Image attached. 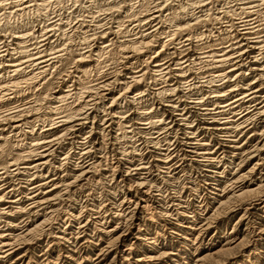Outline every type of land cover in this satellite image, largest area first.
Returning <instances> with one entry per match:
<instances>
[{"label":"rangeland","instance_id":"obj_1","mask_svg":"<svg viewBox=\"0 0 264 264\" xmlns=\"http://www.w3.org/2000/svg\"><path fill=\"white\" fill-rule=\"evenodd\" d=\"M54 1H56L57 3ZM33 6L34 7L37 6V7L34 8ZM252 8L254 9V11H252L253 10ZM227 13L229 15H227ZM152 15H154V18L156 20L153 18ZM155 15L161 17H155ZM236 18H238V20ZM200 20H201V24H200ZM248 21L251 25H253L251 26L253 30L251 29L252 31H250L251 32L250 35H247V37L249 36L248 39H251L253 41H258V38L259 41L260 39L261 41L264 40V0H61V1L60 0H49V1L48 0L46 1L45 0H0V56H1L0 57V62H1L0 63L1 64L0 65V70H1L0 71V75H1L0 101L2 102V103L0 102V104H3V106L0 105V112L3 113V114L0 113L1 114L0 117H5L7 116V114L8 116H14L22 120V124L24 125L23 128H19L20 130L12 128L13 129L12 131V129H8L3 132L5 137L4 136H3L4 138L0 137L1 139L0 140V188H2L0 189L1 190L0 195L6 196L7 202L9 200L18 201L24 198V200L17 202L19 203L20 206L18 204L16 206V203L12 205V207H14L12 211L14 212L16 210L14 212L15 213L14 216L12 217L5 216L4 218H2L3 216H0V223H1L0 225L3 226L6 223V225L13 224V226H17L18 228L12 230V233H15L17 235H24V233H26L27 231L32 230L35 224H37L35 222L40 223L43 222L45 219L49 220L48 226H51V228L47 226L46 227L47 229L45 228V230H43L41 233H38L35 236L30 237L29 239L30 245L26 250H24V252L21 253L23 255L26 254L27 256L24 264L27 263L46 264L47 262L52 264L53 263L55 264L56 262H58V264H137L135 262L136 260L135 258L133 257L126 258L124 257V254L123 253L120 254V252L119 253L117 252L116 254L111 253L109 255L104 256L102 250L104 249L106 244L102 240L103 236H99V237L97 236L96 239L94 237V239L96 240L95 244L98 245L97 248H95L94 246L91 247L90 244V242L93 241V239L91 240L92 238L91 235L93 234V232L94 233L96 232L95 227H99L102 225L103 228H106L107 230L108 229L112 230V228L116 229L120 225H122L123 221H120L118 218H116V214H115L116 210L126 211L131 213L134 210L133 208H135V205L132 202L130 203L129 198L136 195V193L133 194V190L131 191V189L135 188V186L137 185V179L136 177H132V176L128 177L126 173L127 171H129L128 167L132 163H133L132 165H136L139 168L140 167L148 168L147 171H142L140 174H144L143 177L148 178L147 179L148 185L145 187V189H143V191L147 192L149 194V198H151L150 199L151 209H149V212H144L141 215L139 213L137 217L134 218V220L132 221L133 230L131 231V236H129L130 238L127 240L128 242L126 246L130 247L131 245H134L135 249L138 248L141 250L142 252L141 255L149 254V249L147 247H142V246L139 248L138 246L140 245L136 243L135 240H133V236H132L133 234L135 235L139 231L138 229L140 230L145 229V232L150 235L148 236L149 238H159L160 245L156 247L159 253H162L164 251L168 253L174 252L173 254L177 253L176 254L177 256L174 258L175 260L173 262H169L166 259H162L155 264H188L192 260V256L195 249H199L207 246L209 248L213 245L218 244L220 241L221 242L224 241L225 239L224 235L227 233H231L233 229H236L241 236L242 235L244 236L246 232L247 233L249 232L252 225L257 226L259 225V223L262 222V219L264 218V212L261 211L259 212L257 210L256 211L253 210L251 212L252 214V216H250L251 219L241 221L242 217L244 216V210L240 209L239 212L234 213L230 216H225V217L223 216V218L219 220V223L216 224L212 230H210L208 233H203L204 234L203 235L198 233L194 234L193 232L191 233L189 231L188 227L193 224L191 222L185 224L184 221H182L181 223H179V226H177L175 224V221L169 222V220H165L162 217V214L165 211L169 210L170 211L169 214L173 212V209H171V204L172 205L176 204V202L174 201L176 200L181 201L182 199H183L182 200L183 206L185 205L184 206L185 209H182L180 212H191V207H189V204L192 203V205L193 204L195 205L197 203L196 206H198V210H200L201 214H203L202 211H204L209 204L208 200L210 201L211 198H213V196L216 198V194L218 193L217 190L223 191V189L225 190L227 188L229 183L226 181H228L227 179H229V176L231 178L232 173H234L235 169L237 168V166L236 167L230 166L227 161H223L221 164H217L216 165L217 167L211 165L212 167L210 166L209 169L208 164L206 165L203 162L199 164L197 161L200 160L198 159L193 160L195 158L193 154H191L189 157L188 156L189 154H187V150L190 149L187 147L186 149L184 146H182L183 140L185 139L182 136L184 132L180 130L182 129L180 125L182 124V122H179L177 120L178 118L176 119V117H173L175 113L173 111L175 110L172 108L170 109L169 106H176L178 101L182 99L189 100L190 102H192L194 100L196 101L198 97L200 98V96H192V93L190 94V96L189 95L183 96L182 93L173 94L171 92L172 89H174V87L176 88L178 85L177 83L178 81L175 80V75L176 74L178 75L180 72H182V70L185 69V66L186 67L188 65L193 66L194 63L196 64L194 69L192 70V73L186 74L187 77L183 79L182 83H185L187 85L192 83L194 76L196 75L198 76L199 74H200L199 77L203 81L209 80L211 79V76L218 74L214 73V71L211 72L210 70H207V67L205 66V64H202V61H205L207 59L209 61L212 60L213 58L214 60H216L217 58H221L222 55L223 56L226 55L227 51H229L230 53L231 49H235V48L236 49L239 48V49L235 50L236 52L234 50L231 51L232 52L230 53L231 55L228 53L229 56H234V55L238 56V54H241L245 52V50H247V48L246 49L244 48L246 42L244 43L242 41L244 36L241 34L245 33V31L242 30L241 26L243 25V22H248ZM186 29L189 33L186 31ZM144 38L147 42L148 41L151 42V47L148 46L146 48H142L141 50L138 51L137 54L135 53V55L125 54L128 47L134 46L135 42H136L135 46L139 47L140 46L139 44L142 42L141 40H143ZM132 41L135 42L133 43ZM20 46H22L23 49ZM175 46H177L178 48ZM22 50L23 52L21 53ZM258 53H259L258 51H253V53L250 54L251 56L248 54L244 59H247L246 61L249 62V59L251 58L260 59L261 56H264ZM27 55H29V57ZM92 56H94L95 59ZM129 56L130 57L132 56L131 58L133 59H131ZM52 57H56V58L52 59V61L49 62L50 64L41 63L42 61H46L48 59H51ZM86 59L90 64L86 62ZM22 61L24 62L25 65L22 64ZM28 61L29 62L32 61L33 63L31 62L30 64ZM82 62L84 63L86 62V63L82 64ZM8 64L9 66H7ZM233 64L234 62L226 66L224 68L225 72H223V74L226 75L227 73L232 71ZM250 64L248 66L246 65V70L243 76L239 75L241 74L240 72L238 71L235 72L236 74L235 73L232 74L233 77L231 79V84L228 83V79H226L219 87L220 88L219 90L225 92L229 89L238 90L240 89V87L242 89H246L249 83L252 84L254 81H255L254 83H256L258 81L257 79H255L256 76L253 75L250 71H248L249 69H251ZM15 65L20 66L18 69V71L20 72L14 71L15 69L13 66ZM201 65H203V68L205 70L204 69L200 70ZM158 67L160 68L161 71L158 70L159 69ZM42 69L45 71H43ZM180 69L182 70L180 71ZM173 70L175 71V73ZM10 71H13V73L12 72L10 73ZM159 73L160 74L163 73L162 75L166 74V76H164V78L165 77L166 78L160 80L159 77L158 79L159 81L155 80L156 78L154 77ZM167 73H171V74L167 75ZM19 74L21 76H19ZM34 74L40 78H38ZM81 74L83 76H81ZM139 75H142L141 80ZM151 75L152 76L154 75L153 79ZM1 77H3L2 80ZM37 78L38 80H35ZM135 78H139L138 82L136 83H135L136 80ZM144 78L147 79L144 80ZM18 79L20 83L18 82ZM7 81L10 82L8 83ZM13 81H15V83ZM104 83L105 84L111 83L110 86L112 87L110 88V93H112V96L111 98H109L101 95L102 97H99L98 99L95 93L99 87L104 85ZM15 84L19 88H17ZM236 85H238L239 88L236 87ZM2 86H5V88ZM256 86H257L256 90L261 89V91H263L262 95H264V85H262V83H257ZM6 91L10 93H6ZM129 91L132 92L130 93ZM164 92H166L167 94ZM3 93L5 94V97ZM149 94L150 96L146 97V95ZM61 95L62 97H60ZM66 95L68 96L66 97ZM81 95L83 97H81ZM157 95L159 97H157ZM236 95H238V93H236ZM180 97H182V99ZM196 97L197 99H195ZM106 99L107 102L105 101ZM116 99L118 100L121 99V101L116 102L115 101ZM228 100L233 102L236 99L234 100V97H230L228 98ZM97 101L100 104H103L104 106L101 105L98 109L99 111L97 110L96 112H93V114L90 116L91 119L93 118L92 120L88 119L89 121L88 120L81 121L82 126H78V123H74V121L78 117L81 119V117L78 115L82 110L87 108H93L94 103L95 104L98 103ZM111 101L112 102L115 101V103H112ZM18 107L19 109H17ZM183 108L184 106L181 107V109L179 108L178 109L179 111L176 113L179 114L180 110H182ZM74 109L76 111H74ZM69 111H71V114H69L70 113ZM165 111H167V114ZM12 113L14 114L12 115ZM36 113L39 114L40 116L39 115L37 116ZM196 113L197 114L200 113V114L197 115ZM34 114L36 115L34 116ZM17 115L21 117L19 118ZM113 115L117 117L116 118L112 117ZM201 115L202 113L200 111L187 110L186 117L189 126H192V124L197 119H202ZM66 117L68 118L71 117L70 119V122H72L71 125L77 124L76 127L74 128L75 131L74 130L72 132L67 131L64 130V128L58 127L56 125L57 122L60 121L58 119H62ZM73 118L76 119L72 120ZM26 123L28 124V126ZM32 123L34 124L35 127L33 126ZM46 123L48 125L50 124L51 125L48 126ZM193 125L196 126V124ZM68 126H70V124ZM141 128L143 130H141ZM197 132L196 130H194V133L197 134L196 135L197 138L195 137L193 142L196 143L198 139L199 141L205 140L204 143L210 144V148L215 152L216 151L218 152L216 156L217 158L215 157L214 159H217V161L221 160V159L218 160V157L221 158L223 157L222 155L224 154L225 149L220 148V146L217 143L218 141L216 140V137L214 138L215 140L214 141L213 138L210 137L211 138L210 139L209 136H205L202 135L200 132L198 133ZM253 133L254 132L250 131L247 133L248 135H246L245 138L241 137L242 138L241 144L243 145L245 141L246 147L255 146L258 143V139L254 138ZM167 137L169 138L167 139ZM35 140L36 142H34ZM38 140L40 141L38 142ZM48 141H55V143L51 147L47 148L45 147L46 145H44V143L46 144V142ZM158 142H160V144ZM214 145H218V146H214ZM155 146H157L156 147L157 149H155ZM47 149L49 150L47 151ZM90 149L91 151H87ZM42 151L44 153L46 151L47 153H51L49 154V160L51 161L52 159L53 162L51 161L50 163L51 166L49 165L50 167L36 169L34 165L35 163H38L37 155L43 153ZM123 151L125 152V155ZM18 154H22V155H18ZM99 155L104 157H101ZM119 156L120 158L122 157L120 160H119ZM160 156L161 158H164V160H166L169 157L168 158L169 165H162V163H158L157 160ZM101 158L103 159L102 162L100 160ZM15 159L16 160L18 159V161H16ZM225 160L228 159L226 158ZM79 161L81 164L82 163L87 164L88 162L89 163L93 162L91 164H94L95 166L98 165L99 168H97L96 172H92L84 180H82L83 182L82 181H80L81 183L78 182L72 189L70 190L65 189V187L63 186L67 185L68 183H65V181L62 180H64L67 176H69L72 173L74 165H78V166L80 165ZM203 168L205 169L203 170ZM228 168L230 170L232 169L233 171L231 172V174H227L226 177L224 176L225 177L224 179L223 174L228 171ZM207 169L210 171H207ZM48 171H50V173ZM64 171H66V173ZM9 172H11V174ZM217 173L220 175L218 177H215ZM54 175L56 177H54ZM202 175L205 177V179ZM38 176L40 179L38 178ZM199 176L201 177L199 178ZM210 176H212L211 179ZM43 179L52 180L53 182L58 183L57 184L58 186L59 184L61 185L62 183V185L59 186L57 189L58 192L54 194L55 196H59V200H57L54 207L47 206L46 208H41V210L40 209L36 210L32 208L29 209L30 202H27L26 198L30 196L28 194L31 193L33 185L35 187L36 184ZM204 181L207 183L206 184L202 183ZM212 184L215 186L212 187ZM210 186L215 191L214 190L210 191L211 190L209 189ZM200 190L202 191V193ZM175 191L177 192V194ZM25 203L27 206H25ZM6 207H9V205L7 206V203H5L4 208ZM90 209L101 212L102 217H100L101 219L99 220L100 222H98L97 224L94 223L93 225L92 219L89 220L86 218L84 219L82 218L81 221L82 225L85 224L84 226L85 228L82 230L84 233L82 232V234L80 235H74L75 230L73 231L74 232L73 233L71 228L69 230L70 232L66 231V229L69 228L70 225L69 223L70 221H68L69 217H74V216L80 217L83 214L86 216L87 215L86 213H91ZM111 209H116L114 211V214L111 212L112 211ZM30 218L34 220H31ZM88 221H90L91 223ZM51 223L53 224V227ZM174 224L175 226H173ZM65 231L66 234L68 235L67 238L74 239L72 240L74 242L78 241V243L76 244L74 243L75 245H73V247L69 251L71 255H75V258L78 261L66 262V260H62V261L57 260L59 257L61 258V256L65 255V253L67 252L66 247H64L63 245H57L58 239H56V237L59 236L58 234L61 233L65 234ZM118 233L121 234L122 232L119 231ZM175 234H177V237ZM181 235L184 237H182ZM188 235L190 236V238ZM197 235L199 238L197 237ZM185 237L190 239V241L187 240L186 243V241L184 240ZM77 238L79 240L75 241V239ZM217 240H219V242ZM263 244L264 242L260 240L253 241L252 244H250V247H248V252L251 253V257H250L251 260L249 259V261L255 263L259 253L263 252L264 254V247H262ZM207 250L208 249L203 251L204 253L203 255L208 254ZM252 254L254 257L252 256ZM249 261L247 260L245 261V259L239 256L236 259H234L230 264H250Z\"/></svg>","mask_w":264,"mask_h":264},{"label":"bare ground","instance_id":"obj_2","mask_svg":"<svg viewBox=\"0 0 264 264\" xmlns=\"http://www.w3.org/2000/svg\"><path fill=\"white\" fill-rule=\"evenodd\" d=\"M46 1V0H45ZM49 1V0H48ZM61 1V0H60ZM56 2V1H54ZM59 2V1H58ZM254 2V1H253ZM42 3V2H41ZM44 3V2H43ZM47 3V2H46ZM57 3V2H56ZM60 3V2H59ZM247 3V2H246ZM261 3V1H260ZM28 4V3H27ZM39 4V3H38ZM192 4V3H191ZM17 5V4H16ZM37 5V4H36ZM194 5V4H193ZM256 5V4H255ZM40 6V5H39ZM38 6V7H39ZM47 6V5H46ZM45 6V8H46ZM49 6V5H48ZM260 6V5H259ZM34 7V6H33ZM37 7V6H35ZM34 7V8H35ZM192 7V6H191ZM195 7V6H194ZM257 7V6H256ZM42 8V7H41ZM197 8V7H196ZM207 8V7H206ZM260 8V7H259ZM32 9V8H31ZM37 9V8H36ZM40 9V8H39ZM44 9V8H43ZM246 9V8H245ZM253 9V8H252ZM24 10V9H23ZM204 10V9H203ZM241 10V9H240ZM244 10V9H242ZM249 10V9H248ZM251 10V9H250ZM257 10V9H256ZM255 10V11H256ZM20 11V10H19ZM254 11V9L252 10ZM190 12V11H189ZM243 12V11H242ZM241 12V13H242ZM247 12V10H246ZM251 12V11H249ZM248 12V13H249ZM44 13V12H43ZM235 13V12H234ZM233 13V15H234ZM240 13V12H239ZM245 13V11H244ZM253 13V12H252ZM227 15H229L227 13ZM239 15V14H238ZM260 15V14H259ZM153 18H154V15H152ZM186 16V15H185ZM232 16V15H231ZM155 17H161V16H156ZM233 17V16H232ZM236 17V16H235ZM244 17V16H243ZM257 17V16H256ZM171 18V17H170ZM179 18V17H177ZM210 18V17H209ZM155 19V18H154ZM183 19V17H182ZM193 19V18H192ZM202 19V18H201ZM238 20V18H236ZM254 19V18H253ZM153 20V19H152ZM156 20V19H155ZM181 20V19H180ZM185 20V19H184ZM154 21V20H153ZM173 21V20H172ZM219 21V20H218ZM244 21V20H243ZM199 22V21H198ZM226 22V21H225ZM256 22V21H255ZM258 22V21H257ZM175 23V22H174ZM183 23V22H182ZM187 23V22H186ZM190 24V23H189ZM197 24V23H195ZM194 24V25H195ZM200 24H201V20H200ZM203 24V23H202ZM230 24V23H229ZM242 24V23H241ZM257 24V23H256ZM259 24V23H258ZM160 25V24H159ZM177 25V24H176ZM188 25V24H187ZM191 25V24H190ZM225 25V24H224ZM232 25V24H231ZM184 26V25H182ZM193 26V24H192ZM228 26V25H227ZM253 25H251L248 22H243V25L241 26L242 27V30L245 31V33L241 34L243 35V42L246 44L243 46L245 49L247 48V50H245V52L241 53V54H238V56H229L228 53L229 51H227V54L226 55H222L221 58H217L216 60H214V58L212 60H205V61H202V64H205V66L207 67V70H210L211 72L214 71V73L218 74V75H214V76H211V79L209 80H205L203 81L199 75L197 76H194L193 80H192V83L190 84H185V83H182L183 79L185 77H187L186 74L188 73H192V70L194 69L195 67V63L194 65H188L187 67L185 66V71L180 69V71L182 70V72H180L178 75L176 74L175 75V80L178 81V85L177 87L175 88L174 86V89H172V93L173 94H179V93H182L183 96H187L192 93V96H200V98L197 97L195 99H197L196 101H192L190 102L189 100H183L182 97H180L182 100H179L177 105L176 106H169L170 109H174L175 112L174 113V116L173 117H176V119L179 121V122H182L181 127L182 129H180L181 131H183V137L185 138L183 140V144L182 146H184L185 148H189L190 150H187V154H189L188 156L190 157L191 154H193V156L195 157L193 160L195 159H198L200 161H197L199 164L201 162L205 163L206 165L208 164V167L210 169V166H216L217 164H221L223 161H227L228 164L230 166H233V167H236L237 168L235 169L234 173H232L231 175V178L229 176V179H227L229 184L227 186V188L223 191H218V193L216 194V198L213 196V198H211V200L209 201L208 200V206L205 208L204 211H202L203 214H201L200 210H198V206L197 203L194 205L189 204V207H191V212H180L182 209H185V205L183 206V199L181 201L179 200H176L174 202H176V204L172 205L171 204V209H173V212L171 214L170 211H165L163 214H162V217L165 219V220H169V222H172V221H175V224L177 226H179V223H181L182 221H184V223H188V222H191L193 223L191 226H189V231L194 234H203V233H208L210 230H212L216 224L219 223V220L221 218H223V216H230L234 213H237L240 211V209H243L244 210V216L242 217V220H247V219H251L250 216H252L251 212L253 210H257V211H261V212H264V95H262L263 91H261V89L259 90H256V85L257 83H262V85H264V56H261L260 59H257V58H251L249 59V62L246 61L247 59H244L248 54H252L253 51H258L261 55H264V40L259 41V38H258V41H253L251 39H248L247 35H250V31L253 30V28L251 27ZM177 27V26H176ZM239 27V26H238ZM195 28V26H194ZM190 29V28H189ZM193 29V28H192ZM191 29V30H192ZM252 29V30H251ZM256 30V29H254ZM174 31H177V30H174ZM180 31V30H179ZM184 31V30H183ZM187 31V29H186ZM233 31V30H232ZM241 31V30H240ZM156 32V30H155ZM182 32V31H181ZM188 32V31H187ZM175 33V32H174ZM178 33V32H177ZM185 33V32H184ZM189 33V32H188ZM241 33V32H240ZM144 34V33H143ZM176 34V33H175ZM179 34V33H178ZM233 34V33H232ZM149 35V34H148ZM27 36V35H26ZM144 37V36H142ZM150 37V36H149ZM247 37V38H246ZM26 38V37H25ZM24 39V38H23ZM142 39V38H141ZM149 39V38H148ZM187 39V38H186ZM234 39V38H232ZM117 40V39H116ZM145 40V38L143 39ZM141 40L142 42L139 44L140 46L137 47L135 46V43H134V46H130L128 47V49L126 50V53L125 54H128V55H135V53L137 54L139 50H141L142 48H146L148 46L151 47V42L150 41H143ZM150 40V39H149ZM160 40V39H159ZM20 41V40H19ZM85 41V40H84ZM124 41V40H123ZM137 41V40H136ZM152 41V40H151ZM234 41V40H233ZM131 42V43H132ZM153 42V41H152ZM139 43V42H138ZM137 43V44H138ZM154 43V42H153ZM230 43V42H229ZM129 44V43H128ZM181 44V43H180ZM238 45V44H237ZM261 45V46H260ZM87 46V45H86ZM22 47V46H20ZM120 47V46H119ZM122 47V46H121ZM154 47V46H153ZM156 47V46H155ZM177 47V46H175ZM184 47V46H183ZM227 47V46H226ZM234 47V46H233ZM239 47V46H238ZM112 48V47H111ZM123 48V47H122ZM178 48V47H177ZM212 48V47H211ZM23 49V47H22ZM25 49V48H24ZM28 49V48H27ZM126 49V48H125ZM154 49V48H152ZM210 49V48H209ZM239 48H235V49H231V51H235V50H238ZM243 49V48H242ZM21 50V49H20ZM81 50V49H80ZM121 50V49H119ZM145 50V49H144ZM29 51V50H28ZM123 51V50H122ZM151 51V49H150ZM188 51V50H187ZM230 51V53H232ZM23 52V50L21 51V53ZM90 52V50H89ZM88 52V53H89ZM119 52V51H118ZM182 52V51H181ZM236 52V51H235ZM18 53V52H17ZM25 53V52H24ZM23 53V54H24ZM64 53V52H63ZM69 53V51H68ZM67 53V54H68ZM83 53V52H82ZM81 53V55H82ZM93 53V52H92ZM122 53V52H121ZM140 53V52H139ZM213 53V52H212ZM229 53V54H230ZM258 53V54H259ZM28 54V53H26ZM30 54V53H29ZM143 54V53H141ZM140 54V56H141ZM85 55V54H84ZM127 55V56H128ZM205 55V54H204ZM210 55H213V54H210ZM217 55V54H216ZM231 55V54H230ZM257 55V54H256ZM29 57V55H27ZM86 56V55H85ZM90 56V55H89ZM88 56V57H89ZM139 56V55H138ZM137 56V57H138ZM251 56V55H250ZM1 57V56H0ZM94 57V56H92ZM123 57V56H122ZM130 57V56H129ZM132 57V56H131ZM130 57V58H131ZM152 57V56H151ZM209 57H212V56H209ZM207 57V58H209ZM219 57V56H218ZM260 57V56H259ZM258 57V58H259ZM22 58V57H21ZM43 58V57H42ZM40 58V59H42ZM56 57H52L51 59H48L46 61H40L41 63H49L52 61V59H55ZM61 58V56H60ZM79 58V57H78ZM83 58V57H81ZM136 58V57H135ZM10 59V58H9ZM31 59V58H30ZM33 59V58H32ZM39 59V57H38ZM85 59V58H84ZM95 59V57H94ZM122 59V58H121ZM120 59V60H121ZM133 59V58H131ZM198 59V58H196ZM202 59V58H201ZM244 59V60H243ZM11 60V59H10ZM23 60V59H22ZM28 60V59H27ZM36 60V59H35ZM90 60V59H89ZM12 61V60H11ZM19 61V60H18ZM21 61V60H20ZM96 61V60H95ZM262 61V63H261ZM29 62V61H28ZM32 62V61H31ZM31 62H29L31 64ZM78 62V61H77ZM80 62V61H79ZM86 62L89 63L86 59ZM85 62V63H86ZM97 62V61H96ZM233 70L230 71L229 73H227L226 75L223 74V72H225L224 68L228 65H230L231 63H233ZM246 62V63H245ZM1 63V62H0ZM4 63V62H3ZM6 63H9V62H6ZM12 63V62H11ZM15 63H16V60H15ZM27 63V62H26ZM33 63V62H32ZM84 62H82L83 64ZM84 63V64H85ZM251 63V64H250ZM261 63V64H260ZM13 64V63H12ZM22 64H24V62L22 61ZM41 64V65H43ZM50 64V63H49ZM78 64V63H77ZM90 64V63H89ZM250 64V67L251 69H249L248 71H250L253 75H255V79H257L258 81L256 83H252L246 87V89H242L240 87V89L238 90H227V91H221L219 90L220 86L222 85V83L228 79V83L231 84V79L233 77L232 74H234L235 72H240L241 76L244 75V72L246 70V65L248 66ZM1 65V64H0ZM5 65V64H4ZM25 65V64H24ZM38 65V64H37ZM92 65V64H91ZM95 65V64H94ZM9 66V64L7 65ZM80 66V65H79ZM12 67V65H11ZM14 67V71H18L19 69V65H15L13 66ZM35 67V66H34ZM39 67V66H38ZM38 67H37V70H38ZM205 67V68H206ZM249 67V68H250ZM4 68V67H3ZM36 68V67H35ZM34 68V69H35ZM47 68V67H46ZM95 68V67H93ZM159 68V67H158ZM164 68V67H163ZM231 68V67H230ZM235 68V69H234ZM248 68V67H247ZM40 69V68H39ZM48 69V68H47ZM80 69V68H79ZM82 69V68H81ZM162 69V67H161ZM178 69V68H177ZM198 69V68H197ZM204 69L203 68V65H201V68L200 70ZM8 70V69H6ZM10 70V68H9ZM23 70V69H22ZM43 70V69H42ZM96 70V69H95ZM157 70V69H155ZM154 70V71H155ZM160 70V68L158 69ZM168 70V69H167ZM205 70V69H204ZM1 71V70H0ZM5 71V70H4ZM24 71V70H23ZM41 71V70H40ZM45 71V70H43ZM48 71V70H47ZM84 71V70H82ZM161 71V70H160ZM169 71V70H168ZM174 71V70H173ZM177 71V70H176ZM184 71V72H183ZM229 71V70H228ZM13 73V71H10V73ZM14 72V74H15ZM20 72V71H18ZM17 72V73H18ZM78 72V70H77ZM197 72V71H196ZM30 73V72H29ZM81 73V71H80ZM88 73V72H87ZM147 73V72H146ZM155 73V72H154ZM153 73V74H154ZM175 73V71H174ZM3 74V73H2ZM13 74V75H14ZM86 74V73H84ZM90 74V72H89ZM88 74V75H89ZM156 74V73H155ZM163 73H159L158 75H156L154 78H156L155 80H158L159 77H160V80H163L165 79L164 76L165 75H162ZM171 73H167V75H169ZM198 74V73H197ZM236 74V73H235ZM5 75V74H4ZM3 75V76H4ZM23 75V74H22ZM35 75V74H34ZM136 75V74H135ZM144 75V74H143ZM238 75V73H237ZM248 75V74H247ZM1 76V75H0ZM19 76H21L19 74ZM37 76V75H35ZM41 76V75H40ZM79 76V75H78ZM81 76H83L81 74ZM86 76V75H85ZM140 76V80H141V76L142 75H139ZM152 76V75H151ZM154 76V75H153ZM153 76H152V79H153ZM14 77V76H13ZM38 77V76H37ZM42 77V76H41ZM131 77V76H130ZM138 77V76H137ZM150 77V76H149ZM3 77H1V80H2ZM24 78V77H23ZM26 78V77H25ZM40 78V77H38ZM35 79V80H38ZM60 78V77H59ZM80 78V77H79ZM84 78V77H83ZM9 79V78H8ZM12 79V78H11ZM10 79V80H11ZM20 79V78H19ZM19 79H18V82H19ZM31 79V78H30ZM118 79V77H117ZM135 83L138 82V79L139 78H135ZM147 79V78H146ZM144 78V80H146ZM5 80V78H4ZM7 80V79H6ZM14 80V78H13ZM22 80V79H21ZM24 80V79H23ZM32 80V79H31ZM111 80V79H110ZM124 80V79H123ZM133 80V79H132ZM29 81V80H28ZM115 81V80H113ZM118 81V80H117ZM127 81V80H125ZM159 81V80H158ZM166 81V80H165ZM186 81V80H185ZM8 82V81H7ZM10 82V81H9ZM8 82V83H9ZM15 83V81H13ZM33 82V81H32ZM129 82V81H128ZM127 82V83H128ZM140 82V81H139ZM7 83V84H8ZM20 83V82H19ZM22 83V81H21ZM24 83V82H23ZM37 83V82H36ZM122 83V82H120ZM124 83V82H123ZM174 83V82H173ZM188 83V82H187ZM6 84V85H7ZM17 84V83H16ZM15 84V85H16ZM34 84V83H33ZM132 84V83H131ZM134 84V82H133ZM161 84V83H160ZM215 84V85H213ZM256 84V85H255ZM3 85V84H2ZM9 85V84H8ZM100 85V84H99ZM110 84H105L101 87H99L96 91V96L98 97H102L101 95H103L104 97H109L111 98L112 96V93H110V88L112 86H110ZM124 85V84H123ZM129 85V84H128ZM175 85V84H174ZM17 86V85H16ZM30 86V85H29ZM116 86V85H115ZM135 86V85H134ZM5 88V86H2ZM1 87V88H2ZM21 87V86H20ZM133 87V86H132ZM236 87H238V85H236ZM8 88V86H7ZM17 88H19L17 86ZM23 88V87H22ZM82 88V87H81ZM94 88V87H93ZM130 88V87H129ZM134 88V87H133ZM171 88V87H170ZM239 88V87H238ZM245 88V87H244ZM14 89V88H13ZM21 89V88H20ZM84 89V88H83ZM162 89V88H160ZM3 90V89H1ZM6 90V89H5ZM4 90V91H5ZM11 90V89H9ZM78 90V89H77ZM93 90V89H92ZM96 90V89H95ZM130 90V89H129ZM165 90V89H164ZM13 91V90H12ZM18 91V90H17ZM66 91V90H65ZM81 91V90H80ZM84 91V90H83ZM89 91V90H88ZM145 91V90H144ZM160 91V90H159ZM163 91V90H162ZM168 91V90H167ZM166 91V92H167ZM187 91V92H186ZM22 92V91H21ZM94 92V91H92ZM125 92V91H124ZM130 92V91H129ZM128 92V93H129ZM132 92V91H131ZM130 92V93H131ZM135 92V91H134ZM161 92V91H160ZM164 92V93H166ZM169 92V91H168ZM167 92V93H168ZM1 93V92H0ZM5 93V92H4ZM3 93V94H4ZM6 93H10V92H7ZM19 93V92H18ZM89 93V92H88ZM166 93V94H167ZM189 93V94H188ZM236 93H238V95H236ZM16 94V93H15ZM61 94V93H60ZM63 94V93H62ZM79 94V93H78ZM84 94V93H83ZM82 94V95H83ZM87 94V93H86ZM125 94V93H124ZM160 94V93H159ZM171 94V93H170ZM180 94V95H182ZM186 94V95H185ZM17 95V94H16ZM74 95V94H73ZM81 95V97H83ZM88 95V94H87ZM132 95V94H131ZM236 95V96H235ZM7 96V94H6ZM9 96V95H8ZM54 96V95H53ZM65 96V95H64ZM68 95H66L67 97ZM71 96V95H70ZM76 96V94H75ZM85 96V95H84ZM147 96H150L149 95H146ZM164 96V95H163ZM169 96V95H168ZM173 96V95H172ZM1 97V95H0ZM4 97H5V94H4ZM12 97V96H10ZM18 97V96H17ZM51 97V96H50ZM62 97V95L60 96ZM73 97V96H72ZM79 97V96H78ZM92 97V95H91ZM114 97V96H113ZM124 97V96H123ZM122 97V99H123ZM145 97V96H144ZM143 97V98H144ZM157 97H159L157 95ZM230 97H234V100L235 101H230L228 100V98ZM15 98V97H14ZM121 98V97H120ZM126 98V96H125ZM178 98V97H177ZM16 99V98H15ZM59 99V98H58ZM80 99V98H79ZM89 99V98H88ZM97 99V100H98ZM114 99V98H113ZM112 99V100H113ZM142 99V98H141ZM146 99V98H145ZM167 99V98H166ZM179 99V98H178ZM227 99V100H226ZM55 100V99H54ZM63 100V99H62ZM65 100V99H64ZM83 100V99H82ZM87 100V99H86ZM92 100H95V99H92ZM104 100V99H103ZM129 100V99H128ZM144 100V99H143ZM175 100V99H174ZM233 100V98H232ZM5 101V100H4ZM52 101V100H51ZM78 101V99H77ZM76 101V102H77ZM81 101V100H80ZM85 101V99H84ZM91 101V100H89ZM107 102V99L105 100ZM116 102L117 101H121L116 99L115 100ZM115 101H111L112 103H115ZM131 101V100H130ZM135 101V100H133ZM137 101V100H136ZM229 101V102H228ZM1 102V101H0ZM60 102V101H59ZM94 102V101H93ZM98 102V101H97ZM104 102V101H103ZM2 103V102H1ZM4 103V102H3ZM6 103V102H5ZM66 103V102H65ZM75 103V102H74ZM81 103V102H80ZM92 103V102H91ZM99 103V102H98ZM98 103H94L93 105V108H87V109H84L82 110L78 116L81 117V119L78 117L77 119L76 118H73L72 120L76 119L74 121V123H78V126H82L81 124V121L83 120H88V119H91V115L93 114V112H96L99 107L102 105L104 106L103 104H98ZM135 103V102H134ZM56 104V103H55ZM117 104V103H116ZM130 104V103H129ZM176 104V103H175ZM174 104V105H175ZM211 104V105H210ZM3 106V104H0ZM6 105V104H4ZM8 105V104H7ZM99 105V106H98ZM110 105V104H109ZM173 105V104H172ZM65 106V105H64ZM74 106V105H73ZM156 106V105H155ZM184 108L182 110H180V113H176L178 112L179 108L181 109V107ZM20 107V106H19ZM19 107L17 109H19ZM31 107V106H30ZM72 107V106H71ZM92 107V106H91ZM113 107V106H112ZM111 107V108H112ZM168 107V106H167ZM212 107V108H211ZM48 108V107H47ZM56 108V107H55ZM81 108V107H80ZM103 108V107H102ZM101 108V109H102ZM159 108V107H158ZM211 108V109H209ZM30 109V108H29ZM57 109V108H56ZM77 109V108H76ZM177 109V110H176ZM6 110V109H5ZM10 110V109H8ZM33 110V109H32ZM40 110V109H39ZM49 110V109H48ZM52 110V109H50ZM111 110V109H110ZM160 110V109H159ZM167 110V109H166ZM187 110H196V111H200L202 113V119H197L193 124H196L192 126H189L188 124V120H187V117H186V111ZM22 111V110H21ZM34 111V110H33ZM36 111V109H35ZM74 111H76L74 109ZM78 111V110H77ZM99 111V110H98ZM7 112V111H6ZM15 112V111H14ZM27 112V110H26ZM50 112V111H48ZM56 112V110H55ZM71 114V111H69ZM107 112V111H106ZM111 112V111H110ZM166 114H167V111H165ZM2 113V112H0ZM5 113V112H4ZM24 113V112H23ZM22 113V114H23ZM29 113V111H28ZM40 113V111H39ZM54 113V112H53ZM77 113V114H78ZM112 113V112H111ZM136 113V112H135ZM171 113V112H170ZM3 114V113H2ZM14 113H12L13 115ZM37 114V113H36ZM34 114V116L36 115ZM42 114V113H41ZM59 114V113H58ZM64 114V113H63ZM105 114V113H104ZM163 114V113H162ZM197 114V113H196ZM200 113H198L197 115H199ZM1 115V114H0ZM10 115V114H9ZM19 115V113H18ZM17 115V116H18ZM39 114H37L38 116ZM49 115V114H47ZM57 115V114H56ZM143 115V114H142ZM192 115V114H191ZM4 116V115H3ZM27 116V115H26ZM40 116V115H39ZM46 116V115H45ZM52 116V115H51ZM63 116V115H62ZM61 116V117H62ZM111 116V115H110ZM166 116V115H165ZM19 117V116H18ZM21 117V116H20ZM19 117V118H20ZM25 117V116H24ZM31 117V116H30ZM29 117V118H30ZM50 117V116H49ZM60 117V118H61ZM112 117H115V115H113ZM117 117V116H116ZM115 117V118H116ZM119 117V116H118ZM167 117V116H166ZM34 118V117H33ZM38 118V117H37ZM46 118V117H45ZM51 118V117H50ZM111 118V117H110ZM115 118H112V119H115ZM120 118V117H119ZM164 118V117H163ZM170 118V117H169ZM22 119V118H21ZM70 119L71 117H66V118H62V119H58L60 120L59 122H57V126L58 127H61V128H64V130H67V131H75V127L76 125H71L72 122H70ZM93 119V118H92ZM91 119V120H92ZM97 119V118H96ZM118 119V118H117ZM141 119V118H139ZM175 119V118H174ZM30 120V119H29ZM35 120V119H34ZM37 120V119H36ZM41 120V119H39ZM46 120V119H45ZM50 120V119H49ZM120 120V119H119ZM125 120V119H124ZM146 120V119H145ZM149 120V119H148ZM170 120V119H169ZM54 121V120H53ZM89 121V120H88ZM87 121V122H88ZM103 121V120H102ZM123 121V120H122ZM143 121V120H142ZM163 121V120H162ZM161 121V122H162ZM35 122V121H34ZM37 122V121H36ZM45 122V121H44ZM48 122V121H46ZM86 122V123H87ZM91 122V121H90ZM89 122V123H90ZM121 122V121H120ZM148 122V121H147ZM153 122V121H152ZM164 122V121H163ZM84 123V122H83ZM88 123V124H89ZM94 123V122H93ZM122 123V122H121ZM145 123V122H143ZM150 123V122H149ZM148 123V124H149ZM160 123V122H159ZM191 123V122H190ZM27 124V123H26ZM33 124V123H32ZM36 124V123H35ZM47 124V123H46ZM70 124V126H68ZM91 124V123H90ZM89 124V125H90ZM101 124V123H100ZM108 124V123H107ZM110 124V123H109ZM163 124V123H162ZM31 125V124H30ZM40 125V124H39ZM48 125V124H47ZM51 125V124H50ZM48 125V126H50ZM84 125V124H83ZM94 125V124H93ZM113 125V124H112ZM150 125V124H149ZM155 125V124H154ZM157 125V123H156ZM172 125V124H171ZM23 124H22V120L14 117V116H5V117H0V137H3L4 136V131L8 130V129H19V128H23ZM28 126V124H27ZM34 126V124H33ZM77 126V127H78ZM116 126V125H114ZM164 126V125H163ZM32 127V126H30ZM35 127V126H34ZM52 127V126H51ZM140 127V126H139ZM147 127V126H146ZM42 128V127H41ZM45 128H46V125H45ZM50 128V127H49ZM57 128V127H56ZM80 128V127H79ZM108 128V127H107ZM134 128V127H133ZM161 128V127H160ZM33 129V128H32ZM48 129V128H47ZM83 129V128H82ZM150 129V128H149ZM148 129V130H149ZM261 129V130H260ZM20 130V129H19ZM34 130V129H33ZM42 130V129H41ZM46 130V129H44ZM43 130V131H44ZM60 130V128H59ZM78 130V129H77ZM84 130V129H83ZM140 130V129H139ZM141 130H143L141 128ZM194 130H196V132H200L202 135H205V136H209V138H214L216 137V141L218 143V145L220 146V148L222 149H225V152L224 154L222 155L223 157H218V160L217 159H214L216 156H217V151L215 152L214 150H212L210 148V144H206L204 143L205 140H202V141H198L195 143L193 142L195 137H196V133H194ZM13 131V129H12ZM11 131V132H12ZM15 131V130H14ZM30 131V130H29ZM56 131V129H55ZM254 132V138L258 139V143L255 145V146H252V147H246V142L244 141L243 145L241 144V141H242V138H245L246 135H248L247 133L248 132ZM64 132V131H62ZM61 132V133H62ZM134 132V131H133ZM161 132V131H160ZM197 132V133H198ZM7 133V132H6ZM9 133V132H8ZM15 133V132H14ZM30 133V132H29ZM37 133V132H36ZM50 133V132H49ZM67 133V132H66ZM70 133V132H69ZM80 133V132H79ZM164 133V132H163ZM12 134V133H11ZM18 134V133H16ZM23 134V133H21ZM57 134V133H56ZM106 134V133H105ZM167 134V133H166ZM250 134V133H249ZM252 134V133H251ZM27 135V134H26ZM43 135V134H42ZM41 135V136H42ZM60 135V133H59ZM66 135V134H65ZM68 135V134H67ZM126 135V134H125ZM7 136V135H6ZM15 136V135H14ZM52 136H53V133H52ZM127 136V135H126ZM125 136V137H126ZM5 137V136H4ZM3 137V138H4ZM35 137V136H34ZM43 137V136H42ZM63 137V136H62ZM102 137V136H101ZM142 137V136H141ZM253 137V136H252ZM258 137V138H257ZM40 138V137H38ZM60 138V137H59ZM65 138V137H64ZM70 138V137H69ZM77 138V137H76ZM111 138V137H110ZM169 137H167L168 139ZM197 138V137H196ZM210 138V139H211ZM247 138V137H246ZM45 139V138H44ZM43 139V140H44ZM47 139V138H46ZM57 139V138H56ZM105 139V138H104ZM126 139V138H125ZM152 139V138H151ZM1 140V139H0ZM4 140V139H2ZM6 140V139H5ZM42 140V139H41ZM71 140V139H70ZM106 140V139H105ZM40 140H38L39 142ZM62 141V140H60ZM78 141V140H77ZM148 141V140H147ZM180 141V140H179ZM212 141V140H211ZM215 141V140H214ZM248 141V140H247ZM3 142V141H1ZM6 142H9V141H6ZM36 142V140L34 141ZM45 142V141H44ZM57 142V141H56ZM143 142V141H142ZM152 142V141H151ZM55 141H48L46 142V144L44 143V145H46L45 147H51L52 145H54ZM156 143V142H155ZM160 144V142H158ZM35 144V143H34ZM37 144V143H36ZM43 144V143H42ZM59 144V142H58ZM154 144V143H153ZM158 144V145H159ZM215 144V143H214ZM242 146H241V145ZM5 145V143H4ZM33 145V144H32ZM31 145V146H32ZM38 145V144H37ZM57 145V144H56ZM110 145V144H109ZM150 145V144H149ZM152 145V144H151ZM218 145H214V146H218ZM251 145V144H250ZM30 146V147H31ZM36 146V145H35ZM147 146V145H146ZM175 146V145H174ZM6 147V146H5ZM157 146H155V149ZM19 148V147H18ZM107 148V147H106ZM186 148V149H187ZM38 149V148H37ZM42 149V148H41ZM56 149V148H55ZM87 149V148H86ZM85 149V150H86ZM96 149V148H95ZM113 149V148H111ZM217 149V148H215ZM30 150V149H29ZM28 150V151H29ZM45 150V149H44ZM49 149H47L48 151ZM93 150V149H92ZM119 150V149H118ZM171 150V149H170ZM32 151V150H31ZM36 151V150H35ZM47 151L44 153H40L37 155V158H38V163H35L34 167L36 169H40V168H47V167H50V163L52 161L49 160V154L51 153H47ZM51 151V150H50ZM87 151H91L90 150H87ZM202 151V152H201ZM224 151V150H223ZM222 151V152H223ZM30 152V151H29ZM38 152V151H37ZM114 152V150H113ZM120 152V151H119ZM124 152V151H123ZM204 152V153H203ZM36 153V152H34ZM56 153V151H55ZM54 153V154H55ZM92 153V152H91ZM129 153V152H128ZM221 153V152H220ZM226 153V154H225ZM4 154V153H3ZM23 154V153H22ZM22 154H18V155H22ZM83 154V153H82ZM81 154V155H82ZM85 154V153H84ZM96 154V153H95ZM102 154V152H101ZM114 154V153H113ZM120 154V153H119ZM122 154V153H121ZM132 154V153H131ZM229 154V155H228ZM36 155V154H35ZM53 155V154H52ZM88 155V154H87ZM98 155V154H97ZM104 155V154H103ZM124 155H125V152H124ZM135 155V153H134ZM172 155V154H171ZM101 156V155H99ZM185 156V155H184ZM187 156V155H186ZM192 156V157H193ZM17 157V156H16ZM15 157V158H16ZM26 157V156H25ZM29 157V156H28ZM27 157V158H28ZM97 157V156H96ZM101 157H104V156H101ZM108 157V156H107ZM165 157V156H163ZM167 157V156H166ZM18 158V157H17ZM32 158V156H31ZM35 158V159H37ZM51 158V156H50ZM115 158V157H114ZM122 158V157H121ZM120 156H119V160L121 159ZM169 158V157H168ZM166 159L164 160V158H161V156L158 158L157 162L158 163H162V165H169L168 163V160L169 159ZM217 158V157H216ZM228 159V160H225V159ZM20 159V158H19ZM22 159V158H21ZM29 159V158H28ZM68 159V158H67ZM81 159V158H80ZM153 159V158H152ZM16 160V159H15ZM86 160V159H85ZM95 160V159H94ZM101 162H102V158L100 159ZM129 160V158H128ZM187 160V159H186ZM192 160V159H191ZM14 161V160H13ZM12 161V162H13ZM18 161V159L16 160ZM20 161V160H19ZM25 161V160H23ZM22 161V163H23ZM83 161V160H82ZM8 162V161H7ZM11 162V163H12ZM27 162V161H26ZM53 162V161H52ZM98 162V161H97ZM104 162V161H103ZM136 162V161H135ZM190 162V160H189ZM195 162V161H194ZM9 163V162H8ZM18 163V162H17ZM16 163V165H17ZM65 163V162H64ZM69 163V162H67ZM76 163V162H75ZM78 163V162H77ZM80 163V161H79ZM93 163V162H91ZM91 163H80V165H74V168L72 170V173L67 176L64 180L62 181H65V183H68L67 185L63 186L65 187V189H72L78 182L84 180L89 174H91L92 172H96L97 171V168H99V166H95L94 164H91ZM99 163V162H98ZM129 163H132V162H129ZM53 164V163H52ZM120 164V162H119ZM133 164V163H132ZM130 164V166L128 167L129 171H127V176H132V177H136L137 179V185L135 186V188L131 189V191L133 190V194L136 193L135 196L129 198L130 200V203L132 202L134 205H135V208H133L134 210L131 212H126V211H118L116 209H111L112 213L114 214V211H115V214H116V218H118L120 221H123L122 225H120L118 228L116 229H113L112 230H107L106 228H103L102 227V223L100 224L101 226L99 227H95V233L93 232V234L91 235V240L93 239V241L90 242L91 244V247L94 246L95 248L98 247L97 244H95V239L97 238V236H103L102 240L103 242L106 244V246L104 247V249L102 250V253L104 254V256L106 255H109V254H116L117 252L120 254L123 253L124 254V257L128 258V257H133L135 258V262L137 264H155L157 263L158 261L162 260V259H166L167 261L169 262H173L175 259V257L177 256L176 254H173V253H168V252H162V253H159L156 249V247H158L159 244V238H149L148 236H150L149 234H147L145 232V229H138L139 231L133 236V240L136 241V243H138L140 246H138L139 248L142 246V247H147L149 249V254H142L141 255V250L140 249H135L134 248V245H131L130 247L129 246H126L127 244V240L130 238L129 236H131V231L133 230V224H132V221L134 220V218L137 217V215L140 213L143 214L144 212H149V209H151V201L149 198V194L147 192H144L143 189H145V187L148 185V178L147 177H143L144 174H140L142 171H147L148 168H143V167H137L136 165H132ZM224 164V163H223ZM227 164V163H226ZM5 165V164H4ZM9 165V164H8ZM11 165V164H10ZM21 165V164H20ZM50 165V166H49ZM235 165V166H234ZM55 166V165H54ZM63 166V165H62ZM61 166V167H62ZM118 166V165H117ZM140 166V165H139ZM143 166V165H142ZM179 166V165H178ZM196 166V165H194ZM201 166V165H200ZM211 166V167H212ZM219 166V165H218ZM3 167V166H2ZM22 167V166H21ZM30 167V166H29ZM32 167V166H31ZM33 167V168H34ZM71 167V166H70ZM159 167V166H158ZM166 167V166H165ZM204 167V166H203ZM207 167V166H206ZM217 167V166H216ZM215 167V168H216ZM11 168V167H9ZM16 168V167H15ZM14 168V169H15ZM32 168V169H33ZM53 168V167H52ZM51 168V169H52ZM60 168V167H59ZM102 168V167H101ZM100 168V169H101ZM156 168V167H155ZM171 168V167H170ZM177 168V167H176ZM197 168V167H196ZM201 168V167H200ZM8 169V168H7ZM27 169V168H26ZM31 169V168H30ZM54 169V168H53ZM52 169V170H53ZM61 169V168H60ZM64 169V168H63ZM103 169V168H102ZM205 168H203L204 170ZM13 170V169H11ZM17 170H20V169H17ZM44 170V169H43ZM62 170V169H61ZM95 170V171H94ZM163 170V169H162ZM220 170V169H219ZM218 170V171H219ZM5 171V170H3ZM22 171V169H21ZM51 171V170H50ZM50 171H48L50 173ZM55 171V170H54ZM207 171H210L207 169ZM233 170L229 169L228 168V171L227 172H223V177L227 176V174H231ZM15 172V171H13ZM20 172V171H19ZM24 172V171H23ZM27 172V171H26ZM43 172V171H42ZM66 173V171H64ZM165 172V171H164ZM203 172V171H202ZM8 173V172H7ZM11 174V172H9ZM21 173V172H20ZM25 173V172H24ZM33 173V171H32ZM31 173V174H32ZM57 173V172H56ZM185 173V172H184ZM215 173V172H214ZM27 174V173H26ZM45 174V173H44ZM47 174V173H46ZM59 174V173H58ZM57 174V175H58ZM95 174V173H94ZM114 174V173H113ZM221 174V175H222ZM15 175V174H14ZM30 175V174H29ZM42 175V174H41ZM62 175V173H61ZM148 175V174H147ZM220 174L217 173V175L215 177H218ZM13 176V175H12ZM37 176V175H36ZM66 176V175H65ZM171 176V175H170ZM203 176V175H202ZM207 176V175H206ZM5 177V175H4ZM3 177V179H4ZM28 177V176H26ZM53 177V176H52ZM54 177H56L54 175ZM201 176H199L200 178ZM204 177V176H203ZM212 176H210V179H211ZM214 177V178H215ZM222 177V179H223ZM224 177V179H225ZM34 178V177H33ZM39 178V176H38ZM113 178V177H112ZM207 178V177H206ZM213 178V179H214ZM40 179V178H39ZM51 179V178H50ZM63 179V178H62ZM205 179V177H204ZM221 179V180H222ZM33 180V179H31ZM37 180V179H36ZM49 180V179H48ZM41 180L40 182H38L36 184V186L34 187L33 185V188L31 190V193L28 194L30 196H28V198H26L27 202H30L29 204V209H40L41 208H46L47 206L49 207H54L57 200H59V196H55L54 194L57 193V189L59 186L62 185L61 181V185L59 184V186L57 185L58 183L56 182H53L52 180ZM59 180V179H58ZM60 180H61V177H60ZM219 180V179H218ZM2 181V180H1ZM57 181V180H56ZM170 181V180H169ZM200 181V180H199ZM198 181V182H199ZM207 181V180H206ZM32 182V181H31ZM83 182V181H82ZM87 182V181H86ZM216 182V181H215ZM81 183V182H80ZM200 183V182H199ZM202 183H207V182H202ZM218 183V181H217ZM175 184V183H174ZM221 184V183H220ZM24 185V184H23ZM203 185V184H201ZM211 185V184H210ZM219 185V184H218ZM217 185V186H218ZM222 185V184H221ZM85 186V185H84ZM208 186V185H207ZM215 186L212 184V187ZM224 186V185H223ZM222 186V188H223ZM62 187V188H63ZM211 186L209 187V189H211L210 191L214 190ZM225 187V186H224ZM192 188V187H191ZM207 188V187H206ZM2 189V188H0ZM61 189V188H60ZM178 189V188H177ZM202 189V188H201ZM208 189V188H207ZM208 189V190H209ZM220 189V188H219ZM176 190V189H175ZM191 190V189H190ZM194 190V189H193ZM204 190V189H203ZM1 191V190H0ZM14 191V190H13ZM64 191V190H63ZM62 191V192H63ZM67 191V190H66ZM167 191V190H166ZM201 191V190H200ZM215 191V190H214ZM149 192V191H148ZM174 192V191H173ZM176 192V191H175ZM196 192V191H195ZM205 192V191H204ZM209 192V191H208ZM61 193V192H60ZM67 193V192H66ZM190 193V192H189ZM202 193V191H201ZM213 193V192H212ZM211 193V194H212ZM216 193V192H215ZM14 194V193H13ZM16 194V193H15ZM62 194V193H61ZM65 194V193H64ZM159 194V193H158ZM177 194V192H176ZM181 194V193H180ZM188 194V193H187ZM200 194V192H199ZM209 194V193H207ZM8 195V194H7ZM10 195V193H9ZM57 195V194H56ZM63 195V194H62ZM184 195V194H182ZM195 195V194H194ZM18 196V194H17ZM61 196V195H60ZM129 196V194H128ZM175 196V195H174ZM179 196V195H178ZM198 196V195H197ZM210 196V195H209ZM62 197V196H61ZM68 197V196H67ZM66 197V198H67ZM137 197V198H136ZM161 197V195H160ZM177 197V195H176ZM7 197L6 196H3V195H0V216H3L2 218H4L5 216H14L15 215V211L13 212L12 209H14V207H12L13 204L16 203V206L17 204L19 205V203H17L18 201L20 202L21 200H24V198L18 200V201H8L7 202ZM11 198V197H10ZM19 198V197H18ZM17 198V199H18ZM69 198V197H68ZM167 198V197H165ZM170 198V197H169ZM200 198V197H199ZM9 199V198H8ZM63 199V198H62ZM65 199V198H64ZM180 199V198H179ZM70 200V199H69ZM187 201V199H186ZM212 201V202H211ZM169 202V201H168ZM185 202V201H184ZM211 202V203H210ZM5 203H7V206L9 205V207H6L4 208L5 206ZM22 203V202H21ZM171 203V202H170ZM28 204V203H27ZM24 205V203H23ZM71 205V204H70ZM20 206V205H19ZM25 206L26 203H25ZM58 206V205H57ZM56 206V207H57ZM23 207V206H21ZM55 207V208H56ZM188 207V206H187ZM20 208V207H19ZM28 208V207H27ZM26 208V209H27ZM200 208V207H199ZM24 209V208H23ZM22 209V210H23ZM58 209V208H57ZM55 209V210H57ZM164 209V208H163ZM25 210V209H24ZM28 210V209H27ZM91 210V209H90ZM128 210V209H127ZM166 210V209H165ZM190 210V209H189ZM33 211V210H32ZM39 211V210H38ZM43 211V209H42ZM50 211V210H48ZM47 211V212H48ZM53 211V210H52ZM51 211V212H52ZM59 211V210H58ZM130 211V210H129ZM152 211V210H151ZM188 211V210H187ZM21 212V210H20ZM29 212V211H28ZM31 212V211H30ZM34 212V211H33ZM37 212V211H36ZM91 213H86L87 215L85 216L84 214L80 217H69V220L70 221V225H69V228L66 229V231L68 232L71 228L72 232L75 230V233L74 235H80L82 234V230L85 228V224L82 225V218H86V219H89L91 220L92 219V223L94 225V223H98L100 222L99 220L100 217H102V214L101 212L99 211H95V210H91L90 211ZM105 212V211H104ZM18 213V211H17ZM16 213V214H17ZM53 213V212H52ZM131 213V214H130ZM20 214V213H19ZM30 214V213H29ZM35 215V214H34ZM22 216V215H21ZM20 216V217H21ZM24 216V215H23ZM42 216V215H41ZM61 216V215H60ZM69 216V215H68ZM35 217V216H34ZM46 218V217H44ZM43 218V220H44ZM50 218V217H49ZM240 218V217H239ZM10 219V218H8ZM31 219V218H30ZM3 220V219H2ZM31 220H34V219H31ZM30 220V221H31ZM14 221V220H13ZM51 221V220H50ZM250 221V220H249ZM87 222V221H86ZM90 222V221H88ZM104 222V221H103ZM151 222V221H150ZM37 224H35V226L32 228V230L30 231H25L26 233H24V235H17L15 233H12V230L15 229V228H18L17 226H13V224H8L6 225V223L1 226L0 225V264H24L25 263V260H26V254L23 255L21 254L22 252H24V250H26L28 248V246L30 245V242H29V239L30 237L32 236H35L36 234L38 233H41L43 230H45V228L49 225V220L48 219H45L43 222H35ZM91 223V222H90ZM162 223V222H161ZM1 224V223H0ZM3 224V223H2ZM34 224V223H33ZM52 224V223H51ZM175 224L173 226H175ZM237 224V223H236ZM252 224V223H251ZM90 225V224H89ZM92 225V224H91ZM27 226V225H26ZM186 226V225H185ZM20 227V226H19ZM51 228V226H48ZM52 227H53V224H52ZM87 227V226H86ZM89 227V226H88ZM181 227V226H180ZM29 229V228H28ZM47 229V228H46ZM181 230V229H180ZM234 230V231H233ZM232 232L230 230L231 233H227L225 234V239L224 241H220L217 240L219 243L216 244V245H213L211 247L208 248L207 247H203V248H199V249H195L194 250V253H193V256H192V260L190 263L188 264H230L232 263V261L234 259H236L237 257H242L243 259H245V261H249L250 257H251V253L248 252V247H250V244H252L253 241H257V240H260V241H263L264 242V218L262 219V222L259 223V225H252L251 226V229L249 230V232L246 234H244V236L240 235V233L236 230V229H233ZM66 231H65V234L64 233H61V234H58L59 236L56 237V239H58L57 241V245H63L64 247H66L67 249V252L65 253V255H62L61 258L59 257L57 260L58 261H62V260H66L67 261H78L76 258H75V255H71V253H69L70 249L73 247V245H75L76 243H78V241L76 240H79L78 238L75 239L76 242L72 241L74 239H69L67 238V234H66ZM119 231H121L122 233H118ZM182 231V230H181ZM179 231V232H181ZM184 231V230H183ZM23 232V230H22ZM46 232V231H45ZM44 232V233H45ZM70 232V231H69ZM188 232V231H187ZM48 233V232H47ZM72 233V234H73ZM84 233V232H83ZM86 233V231H85ZM173 233V232H172ZM176 233V231H175ZM178 234V232H177ZM177 234L176 237H177ZM189 234V233H188ZM193 234V235H194ZM184 235V234H183ZM204 235V234H203ZM38 236V235H37ZM172 236V235H171ZM180 236V235H178ZM182 236V235H181ZM189 236V235H188ZM201 236V235H200ZM41 237V236H40ZM43 237V236H42ZM95 237V239H94ZM174 237V236H173ZM184 237V236H182ZM198 237V235H197ZM195 237V238H197ZM204 237V236H203ZM109 238V239H108ZM190 238V236H189ZM199 238V237H198ZM181 239V238H180ZM184 240L186 241L187 243V240L190 241V239H188L187 237L184 238ZM46 241V240H45ZM86 241V239H85ZM98 241V240H97ZM161 242V241H160ZM192 242V241H191ZM194 242V241H193ZM75 243V244H74ZM199 243V241H198ZM55 244V243H54ZM202 244V243H201ZM56 245V244H55ZM102 245V244H101ZM100 245V247H101ZM192 245V244H191ZM190 245V246H191ZM200 245V244H198ZM204 246V245H203ZM99 247V248H100ZM264 247V244L263 246ZM88 248V246H87ZM207 250L208 254L207 255H203V251L204 250ZM100 251V250H99ZM101 252V251H100ZM192 252V251H191ZM146 253V252H145ZM148 253V252H147ZM189 255V254H188ZM258 255V254H257ZM97 256V255H96ZM180 256V255H179ZM253 256V254H252ZM101 257V256H100ZM254 257V256H253ZM181 258V257H179ZM99 259V258H98ZM177 260V259H176ZM189 260V259H188ZM251 260V259H250ZM99 261V260H98ZM56 262V261H55ZM65 262V261H64ZM178 262V261H177ZM180 262V261H179ZM58 264V262H56ZM55 263V264H56ZM60 263V262H59ZM187 263V262H186ZM245 263V262H244ZM250 264H252L253 262L252 261H249ZM28 264V263H27ZM31 264V263H29ZM46 264H52V263H46ZM54 264V263H53ZM253 264H264V254L263 252H260L259 255H258V258L256 260L255 263Z\"/></svg>","mask_w":264,"mask_h":264}]
</instances>
